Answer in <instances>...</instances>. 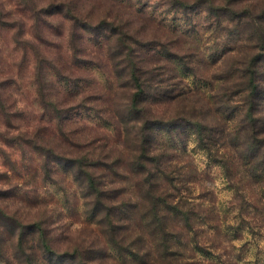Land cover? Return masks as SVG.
Wrapping results in <instances>:
<instances>
[{"label":"trees","instance_id":"16d2710c","mask_svg":"<svg viewBox=\"0 0 264 264\" xmlns=\"http://www.w3.org/2000/svg\"><path fill=\"white\" fill-rule=\"evenodd\" d=\"M175 1L186 7L184 0ZM196 1L206 5L218 27L227 23L228 29L237 22L229 32H251L256 49L251 59L235 62L220 77L226 85L220 102L214 103L215 118L205 113L203 104H183L187 97L181 82L170 83L178 76H165L167 66L159 70L146 57L143 51L151 44L132 36L131 21L104 20L117 84L103 92L100 83L71 73L77 66L95 65L79 57L78 40L82 46L84 34L78 28L88 31L91 24L74 8L21 0L32 26L29 32L25 18L0 4V29L14 32V51L20 54L10 58V65L0 57V257L7 264H111L109 251L121 264H198L183 239L186 227L192 232L198 225L196 213L205 194H197L195 177L177 160L176 140L165 142L161 135L177 128L196 131L209 155L226 169L236 198L251 202L257 196L264 202V88L258 73L264 61V0ZM143 4L155 7V2ZM59 16L74 24L72 65L68 58L45 52L53 45L45 30L54 28ZM172 57L181 67L186 64L175 54L169 61ZM6 65L9 77L2 78ZM30 68L43 113L28 120L26 108L9 89L19 93ZM85 83L95 85L93 97L86 96ZM174 104L180 105L175 111ZM88 114L99 121L97 126L88 124ZM63 174L77 185L75 196H80L92 228L82 241L66 236L60 245L62 213L44 201L36 185L54 184L69 203ZM181 219L185 230H173L171 221Z\"/></svg>","mask_w":264,"mask_h":264},{"label":"rangeland","instance_id":"374dc122","mask_svg":"<svg viewBox=\"0 0 264 264\" xmlns=\"http://www.w3.org/2000/svg\"><path fill=\"white\" fill-rule=\"evenodd\" d=\"M20 1L0 0V4L11 10L14 16L25 18L28 24L27 30L32 32L31 23L24 14L29 15L21 11L23 4ZM39 1L41 5L66 3V8L69 6L74 8L76 13L81 14L85 19L84 22L91 24L88 31L78 28V32H83L84 37L83 45L81 46L78 40L77 47L80 51L79 57L93 61L95 65L77 66L71 73H77L87 80L100 83V89L103 92L116 87L117 84L114 73L116 67L109 60L107 41L104 38V35L108 33L104 20H112L114 17L131 21L132 36L139 42L151 44L148 51L143 52L147 53V58L152 57L151 60L156 62V68L163 70L166 65L168 75L165 76H178L179 79H172L170 83L174 85L181 82L180 86L182 84L185 98L187 97L183 104L189 106L198 102L197 104L205 105L204 107H207L205 113H208L210 118L217 116L214 103L220 102L218 99L224 94L226 84L220 81V77L235 65V62L251 59L255 55V43L249 38L251 32L247 33L248 35L243 34L242 29H239L240 34L229 32L236 28L237 22L234 25L229 23V30L226 28L227 23L218 27V20L200 1L184 0L186 7L183 8L176 6L175 0H141L142 4L139 3L140 0ZM152 2H155L153 9L143 8L145 6L143 3ZM139 9L144 13H138ZM53 25L54 28L45 30V35L53 43L52 46L46 48L45 52L50 56L68 58V64L72 65L73 61L69 56L72 55L70 41L74 24L69 19L59 16ZM240 28L245 29L246 27ZM13 33L8 29H0V57L7 60L8 65H10V58L20 56L14 51ZM174 54L183 58L186 63L184 67H181L173 57L172 61H169L168 56ZM2 68L5 72L2 78H8L10 68L7 65ZM258 73L261 88H264V61L258 65ZM20 86L19 93H16L14 87H11L9 92L14 100L16 99L22 107L26 108L29 114L28 120H31L32 116L42 115L43 110L39 104L31 68L24 72ZM84 86L87 88L86 96L93 97L96 92L95 85L85 83ZM175 106L174 104L171 109ZM179 106L177 105L174 111ZM260 106L263 109L262 119H264V94ZM161 109L164 110L163 107ZM88 115H90L89 119H86L88 124L97 126L99 121L95 116ZM234 117H238L237 114H234ZM182 133L181 140L183 139L184 144L179 139L176 140L175 145L177 160L185 169L188 167L191 175L195 177L197 194L201 190L205 194L203 201H196V203L198 201L204 203L196 213L198 220L196 229L190 232L186 227L185 230L182 219L170 223L173 230L186 231V239L183 240L186 242L187 253L194 254L198 264H264V202H259L257 196L251 198V202L236 198L226 169L222 163L209 155L197 139L196 131L188 128ZM165 142H167L166 139ZM63 175V185L68 186L70 190L67 193L69 203L54 184L37 182L36 185L44 201L52 208H57L58 213H62V224L60 225L62 230L57 232L60 245L63 244V238L66 236L82 241L85 234H88L92 228L88 218L84 215L83 205L79 203L80 196H75L78 192L77 185H72V181L66 178L67 175ZM32 186L35 188V183ZM20 197L22 201L28 202L25 195ZM109 254L113 260L116 259L113 251L111 253L109 251ZM113 260L109 262L121 264L119 260L116 262ZM0 262L7 264L2 257H0Z\"/></svg>","mask_w":264,"mask_h":264},{"label":"clouds","instance_id":"9594fccd","mask_svg":"<svg viewBox=\"0 0 264 264\" xmlns=\"http://www.w3.org/2000/svg\"><path fill=\"white\" fill-rule=\"evenodd\" d=\"M249 6L254 7V5H252V4H250ZM181 115H185V113H181ZM177 123L180 124V125H183L185 123V121L178 120ZM157 130L160 131L159 128ZM161 135L166 140L169 139V138L174 139V140H179L180 138H182L183 133H181L180 129L177 128L174 131H172L171 133H167V134L161 133ZM25 179H27V177H25ZM0 264H2V262H0Z\"/></svg>","mask_w":264,"mask_h":264}]
</instances>
